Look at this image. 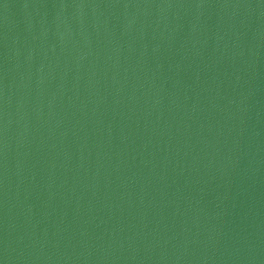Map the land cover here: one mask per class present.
Masks as SVG:
<instances>
[{
  "label": "water",
  "instance_id": "95a60500",
  "mask_svg": "<svg viewBox=\"0 0 264 264\" xmlns=\"http://www.w3.org/2000/svg\"><path fill=\"white\" fill-rule=\"evenodd\" d=\"M0 264H264V0H0Z\"/></svg>",
  "mask_w": 264,
  "mask_h": 264
}]
</instances>
